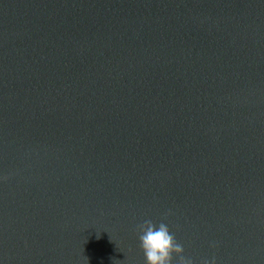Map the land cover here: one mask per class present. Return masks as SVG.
I'll use <instances>...</instances> for the list:
<instances>
[{
    "label": "water",
    "instance_id": "obj_1",
    "mask_svg": "<svg viewBox=\"0 0 264 264\" xmlns=\"http://www.w3.org/2000/svg\"><path fill=\"white\" fill-rule=\"evenodd\" d=\"M145 219L264 264V0H0V264H144Z\"/></svg>",
    "mask_w": 264,
    "mask_h": 264
},
{
    "label": "clouds",
    "instance_id": "obj_2",
    "mask_svg": "<svg viewBox=\"0 0 264 264\" xmlns=\"http://www.w3.org/2000/svg\"><path fill=\"white\" fill-rule=\"evenodd\" d=\"M136 231L144 264H173V253L178 256L176 264H195L190 257L181 255L183 246L170 233L166 223H154L151 219H145L136 225ZM200 264H216V259L214 256L211 259L204 258Z\"/></svg>",
    "mask_w": 264,
    "mask_h": 264
}]
</instances>
